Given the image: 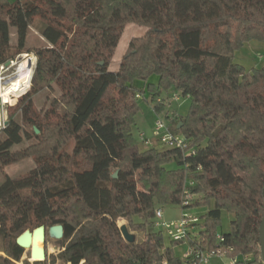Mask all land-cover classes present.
<instances>
[{
  "label": "trees",
  "instance_id": "trees-1",
  "mask_svg": "<svg viewBox=\"0 0 264 264\" xmlns=\"http://www.w3.org/2000/svg\"><path fill=\"white\" fill-rule=\"evenodd\" d=\"M128 24L146 31L112 70ZM30 28L43 45L28 44ZM252 40L264 43V0H0V65L37 58L22 118L13 112L0 134L3 165L35 162L0 184V264H29L15 237L42 224L64 226L61 251L45 264H183L155 215L160 205L182 206L188 180L189 206L210 207L191 244L216 246L226 211L223 245L263 262L264 67L235 59ZM44 90L49 106L37 114L34 97ZM173 93L191 100L172 123L193 150L141 148L139 100L162 113ZM120 219L145 239H124Z\"/></svg>",
  "mask_w": 264,
  "mask_h": 264
},
{
  "label": "rangeland",
  "instance_id": "rangeland-1",
  "mask_svg": "<svg viewBox=\"0 0 264 264\" xmlns=\"http://www.w3.org/2000/svg\"><path fill=\"white\" fill-rule=\"evenodd\" d=\"M145 27L137 24H129L125 27L124 32L122 34L121 42L117 48V52L114 58V61L112 64V67H118L121 60V52L123 46H127L129 43V39L132 35H141L144 33ZM139 31V32H138ZM33 42L30 45L31 47L34 46H40L43 45L41 41H38L35 37L32 39ZM34 58L36 57L34 53H29ZM21 54H19L15 59L19 61L21 57H19ZM19 57V58H18ZM236 61L241 63L246 69L251 68H260L264 67V43L257 40H252L250 42L245 43L239 50L236 51ZM37 60V59H35ZM27 83V82H26ZM28 85L25 87L17 90L14 92L15 94H19L22 90L28 88ZM27 93V92H26ZM48 92L47 90H44L37 94L34 97V104H35V112L37 114H43V112L48 108L49 102H48ZM165 96H167V93H164ZM20 98L16 99V97H12L10 102L12 105L9 106L8 114H7V120L10 117V115L15 112L16 118H19L21 120L22 115L20 111H17V107L20 103ZM167 104L165 106V110L158 114V112L154 109V105L152 102L148 99L141 98L139 100L140 104V110L136 115V121L133 126V133L135 137L138 139V142L140 143V147L145 149L150 146H155L157 149H166L168 148L165 144L161 143L159 138L156 136L154 128H155V121L157 119V115L161 116L165 121L169 120V117L167 115L171 116H186V114L189 113L191 100L187 96L180 95L177 99L175 97V94L168 96V100L166 101ZM57 119V117H56ZM54 119V121L56 120ZM175 123H172V131L179 133L176 129H174ZM29 128V127H28ZM140 133H144L146 135V138L149 139V141L152 142V145L146 144L144 141L141 140ZM31 141L25 140L24 144H29ZM35 165L34 158L33 157H26L19 162H14L10 164L3 165L0 161V184L5 180L6 176H16L19 174L26 173ZM174 164H170V167H174ZM160 208L163 209L164 216L162 220L171 222V221H177L182 217L184 213H193L196 216L200 218L202 222H204V214L208 211L210 208L208 205H195V206H188L182 209V206L180 204H164L160 205ZM232 215L226 211H223L221 219L218 223L217 230L218 233H224L228 232L231 228V221ZM126 224L130 230V232L134 233L136 236L137 241H143L145 239V233L144 232H138V231H132L128 221L126 219H120L119 225ZM36 227V226H35ZM35 227H29L28 229L34 230ZM50 227L49 225H46V228L48 229ZM157 227V226H156ZM157 229H162L164 231L163 227H157ZM165 239L168 243H171L172 240L169 238L168 234L164 231ZM18 237V235L15 237V239ZM183 241H180L174 245V251L176 255L183 257L184 253L186 252V249L188 248V245L182 244ZM62 241L57 240L53 237L52 234L47 235V239L45 241V244H43V247L47 249V256H57V254L61 251ZM1 244V241H0ZM25 258L28 259L29 264H45L44 261H33L30 257V251L26 250V253L24 255ZM52 258L50 257V260ZM51 262V261H50ZM225 263V262H224ZM19 264H24L22 261L19 262ZM55 264H66L62 259L56 258ZM242 264V263H240Z\"/></svg>",
  "mask_w": 264,
  "mask_h": 264
},
{
  "label": "built area",
  "instance_id": "built-area-1",
  "mask_svg": "<svg viewBox=\"0 0 264 264\" xmlns=\"http://www.w3.org/2000/svg\"><path fill=\"white\" fill-rule=\"evenodd\" d=\"M19 57L18 60L12 59L9 60V64L0 65V83L2 89L5 90L7 86L12 84L14 80L21 78L22 69H26L32 72L33 75V63L37 59L31 56L29 53H23ZM18 57V58H19ZM31 75V79H32ZM31 79L30 85L28 88L22 90L19 94H15L14 92H10L11 97H16L19 99L23 96L31 87ZM179 94H175V97L178 99ZM12 105L11 102L5 100L2 95H0V134L4 130L7 125V114L8 107ZM160 115V113H158ZM157 115V119L155 121V134L161 141V143L165 144L167 147H175L180 148L186 153H190L193 149L189 146L184 135L172 131V122L174 120V116H171L168 121H165L161 116ZM141 140L146 144L151 145L152 142L146 138L144 133H140ZM194 182L188 180L187 186L184 189V194L182 195V209L188 207L192 202V194L189 190V186L193 185ZM164 216L163 209L158 208L156 210L155 215V225L157 227H163L165 233L168 234L171 240L180 242V241H189L191 240H199L200 239V230L199 223L200 218L193 213H184L180 219L177 221H171L170 223L162 220ZM225 236L222 233H218L217 240L218 244L214 247L202 248L198 244L192 245L186 249L187 251L184 253L183 262L186 264H207L212 261L213 258H219L221 260H227L225 263L221 262L220 264H239L240 255H233L234 248L232 246L223 245ZM246 258L243 260L245 262ZM163 264H167V261H164Z\"/></svg>",
  "mask_w": 264,
  "mask_h": 264
},
{
  "label": "water",
  "instance_id": "water-1",
  "mask_svg": "<svg viewBox=\"0 0 264 264\" xmlns=\"http://www.w3.org/2000/svg\"><path fill=\"white\" fill-rule=\"evenodd\" d=\"M10 61H7L6 64H9ZM103 64V62H100ZM37 64V60L33 63V72L35 70V66ZM181 123L179 124V126ZM35 131L39 133V129L35 128ZM118 173L114 174V177H117ZM121 232L123 234L124 239L128 242L133 243L136 241V236L134 233L130 232L128 226L126 224L121 225ZM52 234L53 237L57 240H61L64 236V226L62 224H56L47 230L45 225H40L34 230L26 229L22 234H20L16 238V242L21 247L30 251V257L33 261H43L47 257V249L43 247L45 241L47 239L48 234ZM260 246L261 247V255L262 260L264 261V217L262 219L260 228Z\"/></svg>",
  "mask_w": 264,
  "mask_h": 264
},
{
  "label": "crops",
  "instance_id": "crops-1",
  "mask_svg": "<svg viewBox=\"0 0 264 264\" xmlns=\"http://www.w3.org/2000/svg\"><path fill=\"white\" fill-rule=\"evenodd\" d=\"M9 1H12V0H9ZM14 1V0H13ZM129 25V24H128ZM145 31H146V28H145V30H144V33H145ZM139 32V31H138ZM143 33V34H144ZM143 34H141V35H143ZM11 35H12V40H16V30H15V28L13 27L12 28V30H11ZM141 35H137V36H141ZM36 38V39H38V41H41L42 43H44V41H45V39L34 29V28H30V30H29V32H28V44L29 45H31L32 44V42H33V38ZM133 37H135V35H132L131 37H130V39H129V43H130V41H131V39L133 38ZM122 39V38H121ZM121 39H120V42H121ZM120 42H119V44H120ZM129 43L127 44V42L125 43L127 46H123V48H122V52H121V55H120V57H121V59H122V57H123V55L125 54V52L127 51V49H128V46H129ZM119 44H118V46H119ZM118 46H117V48H118ZM117 48H116V52H117ZM116 52H115V54H114V58H115V55H116ZM114 58H113V61H114ZM120 62H121V60H120ZM113 63V62H112ZM120 65V64H119ZM119 67V66H118ZM118 67H112V64H111V69L112 70H116ZM8 109H9V107H8ZM0 118H2L1 117V114H0ZM152 145V144H151ZM182 244H186V245H188V248L190 247V244H191V242H189V241H183L182 242ZM187 248V249H188ZM187 251V250H186ZM178 256V255H177ZM184 256V255H183ZM180 257V256H179ZM247 259V260H245V262L243 261L244 259ZM180 259L183 261V257H180ZM227 260H221V259H219V258H213L212 259V261H210L209 263H207V264H220L221 262H226ZM240 263H242V264H264V261L262 262V261H258V262H254L253 263V257L251 256V255H240ZM239 263V264H240ZM70 264V263H69ZM183 264H186V263H183Z\"/></svg>",
  "mask_w": 264,
  "mask_h": 264
},
{
  "label": "bare ground",
  "instance_id": "bare-ground-1",
  "mask_svg": "<svg viewBox=\"0 0 264 264\" xmlns=\"http://www.w3.org/2000/svg\"><path fill=\"white\" fill-rule=\"evenodd\" d=\"M31 75H32L31 71H28L26 69H22L21 78L16 79V81L14 80V82L12 84H10L9 86H7L5 90L2 89V86H1V83H0V95H2L5 100H8L10 102V100L12 99V97L9 95L10 92L11 91L12 92H16L17 89L16 90H14V89L18 85L28 82L31 79Z\"/></svg>",
  "mask_w": 264,
  "mask_h": 264
}]
</instances>
